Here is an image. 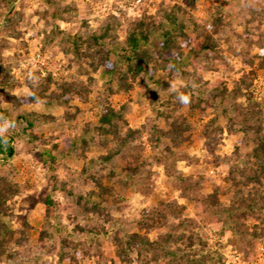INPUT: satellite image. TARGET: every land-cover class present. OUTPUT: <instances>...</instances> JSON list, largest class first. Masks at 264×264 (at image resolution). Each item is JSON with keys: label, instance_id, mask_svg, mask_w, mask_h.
<instances>
[{"label": "rangeland", "instance_id": "rangeland-1", "mask_svg": "<svg viewBox=\"0 0 264 264\" xmlns=\"http://www.w3.org/2000/svg\"><path fill=\"white\" fill-rule=\"evenodd\" d=\"M246 1L244 13L236 16L240 0H0V57L7 67L0 70V78L7 75L18 83L11 93L28 95L25 78L38 81L48 75L51 86L58 81L80 80L87 90L84 99L70 101V105L79 107L72 118L55 101H36L22 106L46 115L31 129H24L21 122L0 119V135L7 137L14 150L11 155L0 154V168L10 171L19 184V192L8 201L13 207L12 215L3 219H10L13 227L21 218L27 220L33 243L42 225L44 197L50 195L64 235L76 222L82 226L83 232L76 233V239L89 254L80 264H201L208 253L212 257L205 264H264V201L259 198L264 197V184L250 180L242 188L243 193L256 188L252 196L256 201L249 198L239 203L232 191H224V177L236 164L234 144L243 134L264 135V69L258 68L255 57L264 46V0ZM176 5L184 8L188 24L183 31L190 38V45L182 47L181 71L170 62L156 59L153 64L160 67L156 72L151 67V75L142 73L132 87L120 89L115 79L125 67L118 63L115 52L110 53V58L116 60V69L111 73L104 72L101 66L93 68L89 55L84 61H77L73 46L77 39L81 42L109 25L110 32L123 40L130 21L145 17L157 25L163 22L166 11ZM227 11L228 20L220 24L214 35V50L191 51L190 46H196L195 36L213 22V15ZM176 13L181 14L179 10ZM164 26L170 27L167 23ZM85 47L80 46L83 51ZM250 71L253 74L240 84L241 77ZM157 79L167 81L165 87H160ZM216 81L227 89L240 84L241 95L226 103V114L218 106L215 129L205 134L203 124L215 116L216 108L191 111L189 105L202 95L203 85ZM155 93L158 97L153 104ZM0 98L1 106L10 104L2 100V94ZM107 104L116 109L123 107L128 126L146 128L134 139L144 141L143 154L149 162L146 176L140 184L116 195L115 201L110 200L101 216L110 221L97 223L119 231H137L154 241L147 248H133L127 263L114 256L110 237L94 234L95 217L84 215L76 205L77 196L90 189L82 166L87 158L100 153L99 148L91 147L86 157L62 153L63 141H79L84 125L96 124ZM250 111H254V116L246 120ZM165 113L186 115L192 134L184 140L187 142L173 148L174 154L155 162L150 157L148 129L161 122ZM248 124L251 127L246 130ZM253 145L250 142L242 153H250ZM43 148L51 150L52 160L40 156ZM244 170V174L253 177L252 169ZM213 192L217 194L215 202L208 199ZM146 209H163L169 225L144 232L139 220ZM166 234L169 239H164ZM34 256L42 264L67 263L58 262L56 249L45 253L32 248L14 259H3L0 264H25Z\"/></svg>", "mask_w": 264, "mask_h": 264}, {"label": "trees", "instance_id": "trees-1", "mask_svg": "<svg viewBox=\"0 0 264 264\" xmlns=\"http://www.w3.org/2000/svg\"><path fill=\"white\" fill-rule=\"evenodd\" d=\"M245 5H247V1L240 0V5H238L235 12L236 16L244 13ZM177 10L181 12L180 15H177ZM184 14V8L176 5L175 8L166 11L163 22L157 25L154 24L153 19L148 21L145 17L130 21L123 40L117 39L116 35L110 32L109 25L101 27L98 31L88 35L85 40L80 42L77 39L74 41V54L79 62L84 61L87 55L91 56L92 61L90 64L93 68L101 66L104 72L111 73L116 69V60L110 58V53L115 52L118 63L123 64L125 67L121 75H118L115 79L116 85L120 89L132 87L135 78L142 73H148L149 76L152 74V69L156 72L160 68L155 62V65L153 64V60L156 59L157 61L170 62L174 68L181 71V65L184 62L182 47L190 45L189 35L183 31V28L188 24ZM229 15L230 12L228 11L213 15V22L195 36L196 46H190V50L206 49L213 51L214 35L219 32L220 24L228 20ZM166 23L170 27L164 26ZM82 45L86 46L84 51L80 48ZM187 57L189 56L186 55ZM255 57L258 60V68L264 69V46L260 47ZM1 59L2 57H0V70L5 71L7 67L3 65V59ZM81 69L86 70L83 67ZM251 73L253 74V71L242 76L240 84L244 83L246 78L251 76ZM128 76L131 77V80ZM25 80L29 94L16 96L11 93V90L18 83L9 80L7 75L0 78L2 100L10 103L6 107L0 105V119H8L12 123L21 122L24 124V129H31L46 118L44 113L24 109L22 107L24 104L36 101H43L44 103L55 101L65 108V115L72 118L79 107L70 105V101L75 98L84 99L87 93L85 85L80 80L58 81L54 86H51L52 80L49 75L38 81H33L30 77H26ZM156 82L159 83L160 87H165L167 81L157 79ZM240 84L233 89H227L226 86L216 81L205 84L200 88L202 95L197 96L190 103V110L196 109L204 112L207 107L216 108L215 116L203 124V133L208 134L210 130L215 129L214 123L218 115V106L220 111L226 114L228 112L225 107L226 103L233 102L241 95L242 87ZM157 97L155 93L151 102H155ZM121 108L123 107L116 109L110 104L104 105L98 117V122L96 124L88 122L84 125L79 141L68 139L63 141L62 153H66L71 157L85 156L91 147L99 148L100 153L95 157L87 158L86 163L82 166L81 172L86 174L85 182L90 185V189L77 196L76 205L80 207L84 215L92 216L91 219L95 217L94 234L100 237H110L114 246V256L119 261L127 263L131 261L130 253L133 248H147L154 241L152 242L146 234L137 231L129 233L114 229L113 226L106 227L97 224L100 220L110 221L108 218L102 219L101 217L103 216L104 206L110 200L115 201L117 199L116 195L128 190L130 186L140 184L146 176V166L149 164L147 157L143 154L144 141H134L146 128L144 125L140 128L128 126ZM153 110L155 111V109ZM252 114H254V111L248 112L245 119H251L254 116ZM161 117V122L154 123L148 129V143L151 146L150 157L155 162H161L167 155L174 154L173 148L187 142L184 140L192 134L190 121L186 115L179 113L172 116L170 113H165ZM250 127L251 125L248 124L245 129L247 130ZM250 142L254 144L251 152L243 154V149ZM160 145H162L161 148ZM13 151L11 142L7 140V137L0 135V154L11 155ZM50 153L51 150L46 148L39 151L40 156L47 160L53 159ZM232 154L236 157V164H233L224 177L226 182L224 191H232L239 203L240 201L245 202L249 198L256 201L252 197L256 188L252 187L246 193H243L242 188L248 185L250 180H257L264 184V135L249 136L243 134L234 144ZM238 160L242 162L238 164ZM246 168L253 170V177L244 174ZM91 169L93 171H90ZM241 177L243 179H240ZM18 192L19 184L13 180L10 171L0 168V261L14 259L21 252L23 253L32 248H40L45 253L56 249L59 263L66 260V264H80L79 261L89 254V250L83 248L76 239V233L83 232L82 226L76 222L74 227L66 231L67 234L64 235L62 232L63 225L57 219V208L50 195L44 197L43 203L46 207L42 225L33 243L30 240L31 226L27 220L21 218L18 226L13 227L10 219H3V216L9 217V215H12L13 207L8 201ZM259 198L264 201V197ZM208 199L215 202L217 200L216 192L210 193ZM142 217L139 220V227L144 232H149L152 228L162 227L170 223L169 217L163 209L154 211L146 209ZM261 232L264 233V226ZM164 239H169V234H166ZM191 243L190 240L189 245ZM211 257L210 253L203 256L201 264H205L206 259ZM37 258L35 256L29 258L25 264H42Z\"/></svg>", "mask_w": 264, "mask_h": 264}, {"label": "clouds", "instance_id": "clouds-1", "mask_svg": "<svg viewBox=\"0 0 264 264\" xmlns=\"http://www.w3.org/2000/svg\"><path fill=\"white\" fill-rule=\"evenodd\" d=\"M185 102H187V98H185Z\"/></svg>", "mask_w": 264, "mask_h": 264}]
</instances>
